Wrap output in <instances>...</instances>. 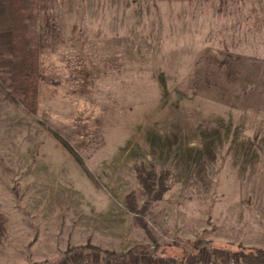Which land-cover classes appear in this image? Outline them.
<instances>
[{
    "label": "rangeland",
    "instance_id": "1",
    "mask_svg": "<svg viewBox=\"0 0 264 264\" xmlns=\"http://www.w3.org/2000/svg\"><path fill=\"white\" fill-rule=\"evenodd\" d=\"M28 24L36 114L0 70V264L147 252L136 165L168 172L146 214L161 246L243 264L227 241L264 232V0H40Z\"/></svg>",
    "mask_w": 264,
    "mask_h": 264
},
{
    "label": "trees",
    "instance_id": "2",
    "mask_svg": "<svg viewBox=\"0 0 264 264\" xmlns=\"http://www.w3.org/2000/svg\"><path fill=\"white\" fill-rule=\"evenodd\" d=\"M40 0H0V70L6 73L12 92L18 95V101L23 108L32 114H36L39 109V84L42 79L41 73V47L32 41L28 19L32 11L38 12ZM255 91L264 94L263 88H255ZM63 144L71 151L87 170V166L72 150L70 145L63 140ZM137 178L144 191L149 196L143 207L139 206L136 194L126 196V207L133 215L134 223L138 227L145 228L156 245L153 255L172 259L170 249L161 246L154 237V230L147 222L146 217L151 203L154 200L162 199L167 191L168 172L158 171L155 165L150 169L144 165H136ZM158 186V188H157ZM146 215V216H145ZM197 248H206L216 253L218 257L227 254V248L214 247L209 242L198 241ZM150 252V244L141 246ZM186 250L184 248L183 252ZM243 264H264V249L258 247H239ZM60 260L50 262L45 261L35 264H59Z\"/></svg>",
    "mask_w": 264,
    "mask_h": 264
},
{
    "label": "built area",
    "instance_id": "3",
    "mask_svg": "<svg viewBox=\"0 0 264 264\" xmlns=\"http://www.w3.org/2000/svg\"><path fill=\"white\" fill-rule=\"evenodd\" d=\"M156 248L155 243L150 245V252L141 249L125 248L120 253L106 254L95 253L92 256L83 252L82 255L67 254L62 264H220L212 251H205L193 244L181 255H176L172 259H165L151 254ZM207 253V254H204ZM232 264L236 261L229 260Z\"/></svg>",
    "mask_w": 264,
    "mask_h": 264
},
{
    "label": "crops",
    "instance_id": "4",
    "mask_svg": "<svg viewBox=\"0 0 264 264\" xmlns=\"http://www.w3.org/2000/svg\"><path fill=\"white\" fill-rule=\"evenodd\" d=\"M255 227L247 228L245 232H241L237 239H229L227 242L232 243V247L236 248L238 245L244 247H262L264 248V232H256ZM233 240V242H232ZM235 240V241H234ZM234 244V245H233ZM230 246V247H231ZM234 250V249H233Z\"/></svg>",
    "mask_w": 264,
    "mask_h": 264
}]
</instances>
